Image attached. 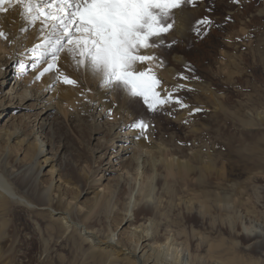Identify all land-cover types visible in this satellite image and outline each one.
Wrapping results in <instances>:
<instances>
[{"label":"rangeland","instance_id":"obj_1","mask_svg":"<svg viewBox=\"0 0 264 264\" xmlns=\"http://www.w3.org/2000/svg\"><path fill=\"white\" fill-rule=\"evenodd\" d=\"M40 7H47V3ZM184 10L192 17L182 27L181 37L176 33L177 20ZM173 16L174 28L162 34L160 39L165 43L156 47L160 66H154L157 71H153L163 84L164 78L158 71L176 53L183 57V62L175 66L174 83H167L174 95L172 101L169 99L168 106L157 105L153 110L142 97L130 96L120 85L117 101L131 107L136 120L142 119L148 125L145 130L153 133L158 142L165 141L175 148L177 143L173 139L178 137L181 140L178 145L187 153L194 148L200 149L205 157L212 153L218 163L208 174L210 191L217 190L219 181L229 184L233 203L214 208L205 219L191 216L190 220L182 221L183 200L179 198L174 199L169 209L170 219L163 214L160 220L158 214L159 237L172 255L171 260L175 256L187 263L203 254L197 236L194 245H187L182 226L187 225L189 230L193 224L200 233L214 239L223 237L228 244L232 240L247 244L250 234L264 233V119L260 118L264 117V0H194L193 4L174 10ZM205 17L213 23L208 31L202 27L198 34L196 21ZM23 50L28 54L27 49ZM0 54V73H3L0 82H4L0 86V104L3 103L0 128L12 129L14 135L42 146L49 153L46 135L50 136L51 132L39 129L49 93L47 90L44 99L37 94L32 97L37 79L31 64L33 59L24 64V55L11 45ZM56 85L60 83L57 81ZM79 99L76 106L70 107V119L65 122L59 117L60 122L53 128L52 150L59 156L57 165L63 177L76 176L77 181L71 185L73 190L63 195V202H70L77 219L88 211L92 192L103 190L106 194L108 205L87 220L89 226L103 235L109 226L115 225L116 219L125 214L133 219V214L147 204L142 187L147 180L156 183L157 176L150 170L147 156L140 170L129 166L130 159L139 156L128 138L123 141L133 126L118 129L125 123L120 119L111 131L115 120L106 117L89 97ZM181 103L185 106L181 107ZM181 115L183 119L179 118ZM113 136L116 138L112 139ZM24 149L0 135V179L7 180L19 196L34 204L0 197V264H94L90 258L93 244L83 231L68 227L57 213L44 209L39 193L47 187L51 176L46 168L37 178L39 164ZM83 188H88V193L80 195ZM155 190L154 203L160 206L161 191L157 183ZM55 191L56 188L52 189L48 195L53 206L58 201ZM172 219L179 220L180 229L171 224ZM139 225L140 230L150 227V221L125 220L119 229ZM235 231L240 235L235 236ZM234 253L248 262L259 256L239 248ZM259 262L264 264V258Z\"/></svg>","mask_w":264,"mask_h":264},{"label":"bare ground","instance_id":"obj_2","mask_svg":"<svg viewBox=\"0 0 264 264\" xmlns=\"http://www.w3.org/2000/svg\"><path fill=\"white\" fill-rule=\"evenodd\" d=\"M191 17L192 14L186 10L179 14L176 33L180 34L181 37L184 36L181 31L182 27L187 26L188 20ZM51 23L52 21L47 20L43 15H41L35 23H29L20 15L19 8H16L14 11L10 10L7 14H0V27L8 33V38L6 40L0 38V51L3 48L7 49V47L11 45L13 49L16 48L18 54L24 55L23 59L26 61H22L23 63L27 62L29 58L33 59L31 64L35 68L36 78L39 76V79L34 81L33 85H35L36 92H34L33 95L31 93L32 97L36 94L44 96L48 90L49 96L46 98L48 107L44 108L46 111L40 117V131L52 133L53 128L60 122L58 121L59 117L67 122L70 119L68 117L70 107L77 105V100H81L79 99L80 96L89 97L91 102L94 101L96 105H98V108L104 111L106 117L115 120L113 126L110 127L111 131L115 129L120 119H123L125 123L120 125L118 129L122 126L125 128L133 126V122L137 120L132 108L126 105H120L117 101V97H120V86L114 85L111 88L103 87L100 83L99 75L94 76L83 66L76 69L65 52L59 53L57 68H53L49 72H44L43 76H40V73L43 72L48 66V63L51 62V45H45L44 43L45 40L51 36ZM21 29L25 30L21 31ZM153 43H159V41L154 39ZM6 44L8 45L6 46ZM23 49H27L28 54H24ZM33 49L36 50L32 51ZM146 54L159 56L156 47L152 48ZM172 58L173 59L168 65H165V67L158 71L160 77L164 78V83H161L157 90L160 92L161 99L165 101L164 103L158 104L159 106L169 103V99L173 98L172 88L167 83H174L177 73L175 66L182 63L184 60L178 53ZM158 61L157 59L155 61L146 62V67L151 68L153 71H157L156 68L160 66V62ZM59 73L70 74L73 79L78 80L79 86L74 87L64 84ZM2 74L3 73H0V76ZM57 81L62 87H60V85L54 86ZM2 85H4V82H0V86ZM24 97L27 98L29 96L25 95ZM45 97L46 96H44L43 99ZM0 106H3V103H1ZM51 106H54V108L51 109ZM166 106H168V104ZM44 109L42 111H44ZM51 110H55L56 112ZM0 118H2V112H0ZM179 118H182V115ZM260 118L264 119L263 116H260ZM14 133L12 129L7 127L0 128V135H2L7 142H14L15 145L24 147L26 154L33 156L36 163L39 164L37 178L42 174L44 169L48 168L47 174L51 176V180L48 182L49 184H47V187L42 188L39 193V197L43 201V207L44 209H49L52 214L57 213L61 220L69 224L68 227H75L83 231V234L86 235L85 237L90 239L93 244L90 258L94 264H119L117 263L118 261H122L123 263L121 264H184L185 262L177 260L174 255L176 260L174 258V261L173 259L171 260L172 255H169L170 253H168V250L165 248L164 242H161V236L159 235L161 224L158 222V214H160V220L161 217L164 216L163 214L170 219L171 213H169V209L172 208L175 198L183 200L181 208V210H183V216H181L182 221L190 220L188 218L191 216H198L205 219L214 208H221L222 205L226 206L231 202L233 203L228 192L229 184L227 182L219 181L215 192L210 191V188H208L211 183L208 179V174L216 169V163H218V160L216 161L212 153H207L205 157L204 153L197 148L187 153L184 147L178 145V142H181L178 137L173 139V141L177 143V146L175 148H170L165 141L158 142L153 133L145 129L142 132L139 128L133 126L131 130L127 132L129 134L127 137H124L123 141L128 138V142L132 143L134 153L139 154V156L130 159L129 166L136 167L140 170L141 167H144L146 162L144 158L147 156V161L149 162L148 166H150L151 171H155L157 176L156 183L159 185L161 191L160 206L154 203V198L156 197V183L147 180L142 187L145 198H147V204L133 214V219L131 218L132 216H128L127 214L116 219L115 225L109 226L106 231H104L105 234L101 235L99 234V230L93 229L87 224V220L93 217L95 212L97 213L98 210L101 212V209H104L106 205H108L109 202L105 197L106 194L104 191L95 190L92 192L93 195L88 197L90 198L89 205L87 206L88 211L80 214V219H77L76 216H74V208L71 207L70 202H63V195H67L69 191L73 190L71 185L74 184L77 179L74 174H71L69 177H63L57 165L58 162H60L59 156L53 153L52 150L54 147V139H52L54 135L51 133V137L46 135L49 141V153H46L42 146L40 147L36 143L28 142L20 138L19 135H14ZM191 135L193 136V134L190 133V136ZM115 138L116 136H113L112 139ZM123 150L126 149L124 148ZM222 166H224V164H222ZM218 172L219 176L222 177V172L220 170H218ZM224 180L226 179L224 178ZM54 188H56L55 192L58 193L56 206L52 205V199H48V195L50 197V191ZM83 192L87 194L88 188L81 189L80 195H82ZM0 197L3 200L15 199L19 202H27L30 205L33 204L19 196L12 185L7 180H3V178L0 179ZM164 198H166L165 202H163ZM134 219L137 220V222L150 221V227H145L140 230L139 227L143 225L141 224L139 226H131L126 230L119 229L125 220L128 222ZM170 222L178 229L181 228L179 220L174 221V219H172ZM189 226V230L187 229V225L182 226L184 227L183 231L186 233V243L188 246L194 245L195 236H197L203 255L191 258L190 261L185 264H261L259 260L264 258V233L261 231L250 234L248 239L250 242L247 244H240L237 240H232L228 244L224 241L223 237L214 239L197 231L198 228L195 229L193 224ZM233 233L235 236L240 235L237 231ZM152 240L154 241L152 242ZM236 248L250 250L257 255L259 254L258 259L248 262L237 255V253H234Z\"/></svg>","mask_w":264,"mask_h":264},{"label":"snow or ice","instance_id":"obj_3","mask_svg":"<svg viewBox=\"0 0 264 264\" xmlns=\"http://www.w3.org/2000/svg\"><path fill=\"white\" fill-rule=\"evenodd\" d=\"M45 2L47 7L41 8ZM193 3L194 0H0V14L19 8L29 23H35L41 15L52 21L51 36L44 42L51 45V62L40 76L57 68L59 53L65 52L76 69L83 66L94 76L99 75L103 87L120 85L130 96L142 97L154 110L165 101L157 90L161 80L146 67V62L159 58L146 53L164 45L160 38L174 28L173 11ZM212 23L207 17L196 21L197 33L202 27L208 31ZM0 38H8L2 27ZM154 39L159 43H153ZM59 76L64 84L79 86L70 74ZM133 126L142 132L148 127L142 119L134 121Z\"/></svg>","mask_w":264,"mask_h":264}]
</instances>
